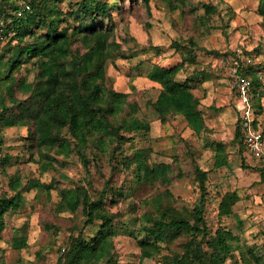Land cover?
<instances>
[{
  "label": "rangeland",
  "instance_id": "374dc122",
  "mask_svg": "<svg viewBox=\"0 0 264 264\" xmlns=\"http://www.w3.org/2000/svg\"><path fill=\"white\" fill-rule=\"evenodd\" d=\"M237 50L264 75V0H0V198H19L0 215V264H199L198 244L206 264H264V156L236 138ZM156 68L189 109L162 102ZM253 113L264 132V99ZM84 195L106 220L83 227ZM201 201L204 238L153 227L195 225Z\"/></svg>",
  "mask_w": 264,
  "mask_h": 264
},
{
  "label": "trees",
  "instance_id": "16d2710c",
  "mask_svg": "<svg viewBox=\"0 0 264 264\" xmlns=\"http://www.w3.org/2000/svg\"><path fill=\"white\" fill-rule=\"evenodd\" d=\"M31 10V9H30ZM29 10V11H30ZM94 10L96 12L100 11V12H104V10L102 9V7H99L98 5L94 7ZM27 12V11H26ZM59 34H52L53 38H56ZM10 66L8 67V72L10 71ZM172 71L170 69H165V68H156V70H154L151 74H150V79L152 81H158L160 82L162 85H164V92H162V95L160 97V99L162 100V102H164L166 100L165 98V94H169L170 96L167 97V99L169 98L172 102H174L175 106H180L182 105V108L184 109L185 106L189 109L190 108V95L187 93V91L184 89V87L182 85L176 84L174 85V87H176L175 89H172L171 86L170 92L167 91V87L169 84V81L167 78H165L166 76H168ZM245 76L246 73H244ZM249 77V76H248ZM251 81H252V88H253V92H255V89L259 87L260 85V81L256 76H252L250 77ZM50 90H46V95H48ZM172 91V93H171ZM183 96H185V99L183 98ZM46 96H39L38 98V103H43L44 99ZM60 100H62L60 98ZM260 101V98L257 97L254 100H252V105L253 103H257ZM71 103V102H70ZM181 107V106H180ZM24 110L27 111V113L29 115H31L32 117H37L38 113H39V106H32V107H27ZM23 110V111H24ZM80 110L82 112H85L86 114H88V110L87 107L84 105H81ZM103 111V110H102ZM48 119H40V126H44L45 127H49V122L47 121ZM254 126L257 127L255 125V121H254ZM259 129V128H258ZM263 136H264V132L261 130ZM235 134H236V138L239 140L240 144L242 145L244 151L245 147L243 145V138L242 135L240 133L239 130V122L237 119L236 122V128H235ZM82 160L84 161V163L86 164V160L83 156H81ZM262 179L264 181V174L262 175ZM103 200V197H100L99 200L95 201V202H89L88 201V196L84 195V209H85V213L87 216V219L84 222V226H87L88 224H90L92 221L96 220V219H102V220H106V218L104 216H97L94 214L93 209L95 207H97L98 205L101 204ZM19 201L18 196H14L11 198H7V199H1L0 198V215H2L4 212H6L11 206H15ZM203 207H204V203L203 201H201L199 204H196L193 208V220L195 222V225L191 226L188 220L185 219H181V218H177V219H171L169 221L165 220V217L161 220H158L156 222H154L153 227L156 230L159 231H180V230H188L190 233L192 234H201L202 237L204 238L207 233H208V228L206 225V221L203 217ZM219 240L222 242L223 237L220 235L218 236ZM194 252H193V256L198 259L199 264H206L205 262L202 261L201 259V254H202V248L200 246V244L196 245L194 247Z\"/></svg>",
  "mask_w": 264,
  "mask_h": 264
},
{
  "label": "built area",
  "instance_id": "2783aa9c",
  "mask_svg": "<svg viewBox=\"0 0 264 264\" xmlns=\"http://www.w3.org/2000/svg\"><path fill=\"white\" fill-rule=\"evenodd\" d=\"M29 10V6L23 4V11ZM238 61L230 70V89L236 96V111L238 112L239 130L243 138L246 153L256 158L264 156V136L260 129L254 126V113L252 100L259 97L264 99V75L257 74L260 85L253 92L250 77L245 76L240 64L243 62L241 51H236Z\"/></svg>",
  "mask_w": 264,
  "mask_h": 264
}]
</instances>
